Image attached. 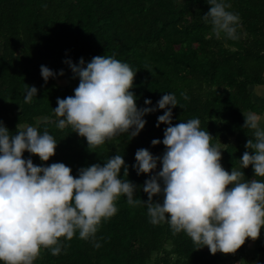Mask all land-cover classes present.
I'll return each instance as SVG.
<instances>
[{
	"label": "trees",
	"instance_id": "obj_1",
	"mask_svg": "<svg viewBox=\"0 0 264 264\" xmlns=\"http://www.w3.org/2000/svg\"><path fill=\"white\" fill-rule=\"evenodd\" d=\"M225 2L240 18L234 40L223 34L216 38L204 22L207 0H0V122L10 135L18 125L39 126L41 134L47 130L57 142L47 162L27 151L23 158L42 167L63 163L78 177L81 168L103 166L121 155L129 174L124 177L121 168L120 178L136 185L133 199L140 201L132 206L122 195L115 202L116 214L101 221L94 241L81 240L77 232L70 241L61 240L59 255L42 249L34 264H264V228L255 263L251 239L235 254L212 255L185 233L173 234L167 222L150 223L143 185L153 174L137 175L133 165L138 149L154 157L166 151L167 125L156 127L163 110L143 117L146 124L138 136L120 134L95 148L70 127L59 129L53 112L57 99L73 96L79 84L65 61L79 65L83 58L86 66L93 57L106 55L136 72L130 91L138 109L146 107L145 99L154 108L163 94H174L178 105L172 109V124L199 119L212 144H222V167L229 173L239 168L247 141L254 140L253 130L243 127V113H264L253 97V89L264 86V0ZM41 66L55 78L45 83ZM25 85L37 89L31 103L24 102ZM154 139L161 143L153 146ZM161 168L158 161L156 169ZM241 170L245 181L254 178L252 166ZM153 199L162 203L163 197Z\"/></svg>",
	"mask_w": 264,
	"mask_h": 264
},
{
	"label": "clouds",
	"instance_id": "obj_2",
	"mask_svg": "<svg viewBox=\"0 0 264 264\" xmlns=\"http://www.w3.org/2000/svg\"><path fill=\"white\" fill-rule=\"evenodd\" d=\"M209 11L203 15L216 38L223 34L237 39V14L227 9L225 0H207ZM79 84L73 96L57 99L53 109L56 126L70 127L86 138L89 148L103 145L117 135L131 138L144 129V116L157 110L156 127L167 125L162 157H154L147 149H138L133 165L137 175L161 170L146 180L150 223L167 222L173 234L185 233L194 244L206 247L212 255L235 254L246 242L259 238L264 228V127L254 112L244 114V128L253 130L241 157L239 168L231 173L221 165L222 144H212L213 137L201 130L199 119L172 124V109L178 105L174 94H163L156 107L145 99L146 107L137 108L136 97L130 91L136 72L127 63L108 56H96L85 66L65 61ZM45 83L55 74L41 66ZM59 75L63 76L61 71ZM37 94L33 86L25 85V103ZM187 100L188 96L181 93ZM152 145L161 143L152 140ZM57 142L47 130L41 134L39 126L18 125L14 135L0 122V264H34L42 249L53 256L61 252V240H71L78 232L81 240H95L102 220L113 217L115 202L126 196L135 206L139 200L133 195L136 185L120 178L121 168L128 177L123 156L115 155L101 166L81 168L74 177L70 167L53 163L42 167L25 160V151L47 162L55 155ZM252 166L254 178L244 180V172ZM231 185V187H229ZM162 196V203L154 197ZM99 248V243H94Z\"/></svg>",
	"mask_w": 264,
	"mask_h": 264
},
{
	"label": "rangeland",
	"instance_id": "obj_3",
	"mask_svg": "<svg viewBox=\"0 0 264 264\" xmlns=\"http://www.w3.org/2000/svg\"><path fill=\"white\" fill-rule=\"evenodd\" d=\"M60 83L63 82V80L61 79L59 81ZM253 97L256 100L257 103L261 104L264 106V86L263 87H259V88H254L253 89ZM261 119V127H264V113L260 116ZM256 247H257V243H255L254 241L249 243V254H256ZM235 264H239V260L235 261Z\"/></svg>",
	"mask_w": 264,
	"mask_h": 264
},
{
	"label": "crops",
	"instance_id": "obj_4",
	"mask_svg": "<svg viewBox=\"0 0 264 264\" xmlns=\"http://www.w3.org/2000/svg\"><path fill=\"white\" fill-rule=\"evenodd\" d=\"M254 242L257 243V247H256V251H255L256 254L253 253L252 256L254 257V259H253L254 262L257 263V261L259 260V257H258L259 255H258L257 249L259 247L260 241L255 240Z\"/></svg>",
	"mask_w": 264,
	"mask_h": 264
},
{
	"label": "water",
	"instance_id": "obj_5",
	"mask_svg": "<svg viewBox=\"0 0 264 264\" xmlns=\"http://www.w3.org/2000/svg\"><path fill=\"white\" fill-rule=\"evenodd\" d=\"M159 171L155 169L151 174L156 175Z\"/></svg>",
	"mask_w": 264,
	"mask_h": 264
}]
</instances>
